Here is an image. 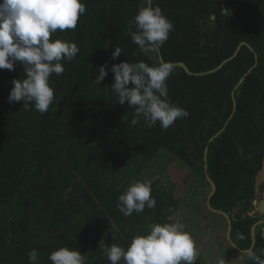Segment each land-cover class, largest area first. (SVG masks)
Returning a JSON list of instances; mask_svg holds the SVG:
<instances>
[{"label": "trees", "instance_id": "trees-1", "mask_svg": "<svg viewBox=\"0 0 264 264\" xmlns=\"http://www.w3.org/2000/svg\"><path fill=\"white\" fill-rule=\"evenodd\" d=\"M81 2L86 12L77 28L51 37L74 42L80 51L72 61H62L61 76L50 77L54 102L46 113L24 109L22 101L8 102L11 81L26 78L22 64L0 70V264H28L32 249L38 264H51L48 255L61 247L79 251L88 264H109L105 246L127 247L150 225L169 223L180 202L173 185L156 180L150 183L155 210L146 206L124 217L116 207L119 195L134 181L146 182L150 163L167 153L189 169L188 193L207 198L206 148L207 175L216 186L211 206L230 215L232 242L250 248L251 227L264 219L249 215L264 155V0H152L174 25L159 51L164 62H182L192 73H203L231 57L241 42L253 49L242 46L213 73L188 75L174 67L168 95L189 116L167 132L159 123L144 126L143 117L131 125L134 109L118 103L113 73L101 85L92 81L105 63L110 68L143 60L158 66V54L137 55L128 35L129 21L147 0ZM116 47L122 54L112 60ZM41 180L46 196L35 198L30 189ZM262 227L255 231L257 253L264 249ZM243 264L253 262L244 254Z\"/></svg>", "mask_w": 264, "mask_h": 264}, {"label": "clouds", "instance_id": "clouds-1", "mask_svg": "<svg viewBox=\"0 0 264 264\" xmlns=\"http://www.w3.org/2000/svg\"><path fill=\"white\" fill-rule=\"evenodd\" d=\"M147 5L128 24V35L138 46L137 55L159 54L174 31L161 7H152V0H147ZM85 12L86 5L81 0H0V70L14 71L19 62L26 76L11 81L9 103L22 101L24 109L34 106L40 114L48 111L54 102L50 77L61 76L65 71L62 61H72L80 51L74 42L51 37L58 30H75ZM121 54L122 49L116 47L111 59L116 60ZM109 71L114 74L111 89L118 96V103H127L134 109L132 126L143 117L144 126L151 128L159 123L162 131L167 132L177 120L189 116L168 95L167 81L174 72L172 62L158 66H149L143 60L120 62L110 68L105 63L99 67L93 83L101 85ZM156 203L151 184L137 180L119 195L116 207L124 217H130L134 212L142 213L146 206L155 210ZM103 253L109 264H195L199 256L191 234L179 222L152 224L147 234L135 235L127 247L112 243L103 248ZM245 255L253 264H264V249L257 253L250 247ZM48 260L51 264H88L85 255L67 247L52 251ZM28 264H38L37 249L28 254Z\"/></svg>", "mask_w": 264, "mask_h": 264}, {"label": "rangeland", "instance_id": "rangeland-1", "mask_svg": "<svg viewBox=\"0 0 264 264\" xmlns=\"http://www.w3.org/2000/svg\"><path fill=\"white\" fill-rule=\"evenodd\" d=\"M188 175L187 166L175 160L171 155L162 153L150 163L144 178L148 183L160 180L170 186L173 185L175 196L180 201L179 208L167 219L169 223L183 224L185 230L191 234L199 251L195 264H220L221 260L223 264H243L245 253L237 251L229 244L226 238L227 229L224 228L220 215L206 211V196L201 194L192 196L188 193L185 182ZM45 185L46 182L43 180L33 185L30 191H33L35 198H39L43 194L46 196V193H43ZM261 195L262 186L260 178H257V199H260ZM236 213L237 210L234 215ZM249 215L257 216L259 213L257 209H254L249 212Z\"/></svg>", "mask_w": 264, "mask_h": 264}, {"label": "water", "instance_id": "water-1", "mask_svg": "<svg viewBox=\"0 0 264 264\" xmlns=\"http://www.w3.org/2000/svg\"><path fill=\"white\" fill-rule=\"evenodd\" d=\"M148 6V5H147ZM242 46H246L249 50H251L253 52V49L252 47L247 43V42H241L236 51L234 52V54L225 59L219 66H217L216 68L210 70V71H207V72H203V73H192L188 68L187 66L182 63V62H177V63H173V66L174 67H180L182 68L188 75H195V76H198V75H204V74H208V73H213L215 71H217L218 69H220L222 67V65L231 60L232 58H234L238 51L240 50V48ZM255 59L257 60V55H255ZM158 61L160 63L164 62L163 59H162V56L160 55V53L158 54ZM251 71V69L248 71V73ZM243 78L242 77L239 81V83H241L243 81ZM232 102H233V112L235 110V107H236V102H235V99H234V93L232 92ZM233 115V114H232ZM232 115L230 116L229 119H231ZM226 127V125H225ZM225 127H223L218 133H216L210 140L209 142H211L215 137H217L224 129ZM206 161H207V148L205 149L204 151V170H205V177H206V180L208 181L209 185H210V192L206 198V207L209 211L213 212V213H216V214H219L221 216H223L226 220V223H227V231H226V238L229 242V244L234 248L236 249L237 251L241 252V253H246L247 250H241L239 249L231 240L230 238V233H231V228H232V220H231V217L229 214L221 211V210H216V209H213L212 206H211V203H210V200H211V197L214 195L215 191H216V186L214 184V182L210 179V177L207 175V164H206ZM257 178H260V183H261V186H262V195H261V198L260 199H255L253 201V205L255 207V209H257L258 213H259V216H264V155H263V160H262V167H261V170L258 172L257 176H256V181H257ZM259 225H264V219L263 220H259L257 222H255L252 227H251V238H252V245H251V248L254 246L255 244V231H256V228L257 226ZM262 238L264 240V227H262Z\"/></svg>", "mask_w": 264, "mask_h": 264}]
</instances>
